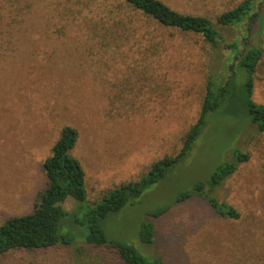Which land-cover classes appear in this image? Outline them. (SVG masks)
Returning a JSON list of instances; mask_svg holds the SVG:
<instances>
[{
	"label": "rangeland",
	"instance_id": "rangeland-1",
	"mask_svg": "<svg viewBox=\"0 0 264 264\" xmlns=\"http://www.w3.org/2000/svg\"><path fill=\"white\" fill-rule=\"evenodd\" d=\"M162 1L215 18L243 0ZM100 4L106 6L101 0H0V226L40 203L48 187L43 165L65 127L78 133L72 156L84 169L86 190L83 202L64 204L77 209L61 229L75 236L74 246L14 250L0 264H124L115 249L84 243L87 211L178 154L200 116L209 73L214 80L226 76L227 52L202 36L143 15L129 29L110 27L95 12ZM221 31L228 43L236 39L235 31ZM254 36L252 43L264 49V32ZM252 99L264 105V57ZM234 149L250 160L212 196L234 207L239 220L222 218L200 197L172 206L180 191L231 162ZM168 206L165 215L151 216ZM144 222L154 226L152 246L141 241ZM103 230L166 264H264V133L240 105H225L209 116L185 163L138 203L108 217Z\"/></svg>",
	"mask_w": 264,
	"mask_h": 264
},
{
	"label": "trees",
	"instance_id": "trees-1",
	"mask_svg": "<svg viewBox=\"0 0 264 264\" xmlns=\"http://www.w3.org/2000/svg\"><path fill=\"white\" fill-rule=\"evenodd\" d=\"M101 1L106 6L100 4L95 12L97 15L102 13L99 17L107 19L105 23L110 21V27L126 23L129 29L134 25L136 16L143 15L164 28L200 35L212 49L222 48L227 52L224 63L226 76L214 80L209 73L200 116L185 134L179 153L165 156L154 163L139 180L123 183L110 190L85 216L84 223L88 230L84 236L85 244L115 249L124 264H166L161 257L147 258L130 244L107 238L103 222L122 209L138 203L146 191L182 166L206 129L209 116L225 105H240L247 120L260 133H264V105L252 99L255 74L264 57V49L252 41L255 33L264 32V0H243L215 18L178 12L162 0H121V3L117 0ZM222 29L235 31L236 39L228 43ZM77 138L75 129H62L52 155L43 165L48 187L40 194V203L35 205L31 214L11 218L0 226V257L14 250L35 251L58 245H75V236L72 233L62 234L61 229L70 226L68 219L77 212V209L67 210L64 204L69 199L77 202L86 199L85 172L79 160L72 156ZM232 154L233 160L218 165L207 180L197 181L190 188L180 191L172 206L200 197L222 218L239 220L241 215L234 207L220 203L212 196L216 188L250 160V155L239 149H234ZM170 208L164 207L150 214L158 218ZM140 238L146 245L154 244L155 229L152 223L142 224ZM256 243V256L260 257L259 238Z\"/></svg>",
	"mask_w": 264,
	"mask_h": 264
}]
</instances>
